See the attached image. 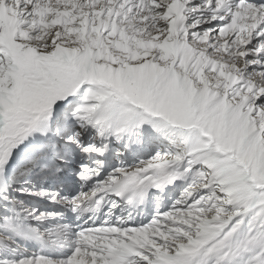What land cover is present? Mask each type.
Wrapping results in <instances>:
<instances>
[{"label":"snow or ice","instance_id":"obj_1","mask_svg":"<svg viewBox=\"0 0 264 264\" xmlns=\"http://www.w3.org/2000/svg\"><path fill=\"white\" fill-rule=\"evenodd\" d=\"M0 264H264V0H0Z\"/></svg>","mask_w":264,"mask_h":264}]
</instances>
